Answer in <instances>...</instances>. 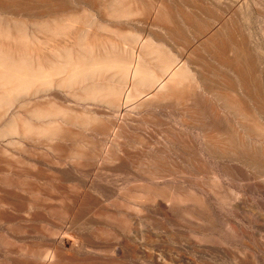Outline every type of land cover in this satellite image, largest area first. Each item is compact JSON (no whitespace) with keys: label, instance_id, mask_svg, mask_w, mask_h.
<instances>
[{"label":"rangeland","instance_id":"obj_1","mask_svg":"<svg viewBox=\"0 0 264 264\" xmlns=\"http://www.w3.org/2000/svg\"><path fill=\"white\" fill-rule=\"evenodd\" d=\"M0 264H264V0H0Z\"/></svg>","mask_w":264,"mask_h":264}]
</instances>
